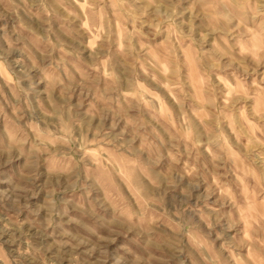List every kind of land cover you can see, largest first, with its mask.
<instances>
[{
  "label": "rangeland",
  "instance_id": "1",
  "mask_svg": "<svg viewBox=\"0 0 264 264\" xmlns=\"http://www.w3.org/2000/svg\"><path fill=\"white\" fill-rule=\"evenodd\" d=\"M0 264H264V0H0Z\"/></svg>",
  "mask_w": 264,
  "mask_h": 264
}]
</instances>
